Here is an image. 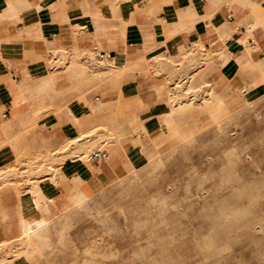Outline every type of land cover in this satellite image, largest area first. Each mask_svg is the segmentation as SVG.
<instances>
[{
  "label": "rangeland",
  "instance_id": "rangeland-1",
  "mask_svg": "<svg viewBox=\"0 0 264 264\" xmlns=\"http://www.w3.org/2000/svg\"><path fill=\"white\" fill-rule=\"evenodd\" d=\"M52 52L53 57L44 58L46 68L57 74L68 71L73 88L52 91L54 102L38 116L63 114L74 97L84 106L100 88L117 85L110 78L113 69H103L104 57L97 58L93 48ZM200 57L204 64L212 53ZM169 59L174 65V58ZM177 61L164 97L169 107L192 100L184 110L190 120L181 136H165L159 142L151 137L135 167L118 166L112 182L93 190L81 187L87 197L52 216L49 246L36 251L28 259L31 264H264V72L243 91L250 102L229 108L213 90L210 99H204L208 91L200 85L184 92V80L192 73L187 69L199 62L192 48H181ZM97 102L99 125L80 131L79 141L55 143L38 134L36 122L24 126L29 138L22 135L24 144L14 161L0 166V191L10 188L21 194L19 217L32 211L25 206L32 182L56 177L61 163L78 147L127 144V136L144 131L128 128L119 100ZM24 246L21 233L1 239L0 264L25 262L20 260Z\"/></svg>",
  "mask_w": 264,
  "mask_h": 264
},
{
  "label": "crops",
  "instance_id": "crops-1",
  "mask_svg": "<svg viewBox=\"0 0 264 264\" xmlns=\"http://www.w3.org/2000/svg\"><path fill=\"white\" fill-rule=\"evenodd\" d=\"M255 11L260 13L254 16ZM263 13L264 0H0V166L14 161L24 144L26 124L36 122L38 134L61 142L99 125L97 100L120 101L128 128L144 131L127 136V144L116 141L95 148L107 150L106 158L62 162L54 181H39L49 195L45 213L52 219L76 202L75 197L85 196L81 187L93 190L112 182L118 166L135 167L150 138L168 134L166 121L173 126L170 136L181 135L189 114L183 109L172 111L181 100L169 107L164 97L181 48H192L199 58L187 69L193 88H183L184 92L196 91L200 85L208 91L204 99H210L213 90L229 108L244 104L243 91L264 72ZM96 43L110 53L102 58L103 69H113L110 78L117 85L100 88L99 95L87 97L84 106L74 97L63 114L38 116L54 102L49 97L52 91L73 88L71 74L46 68L45 56L53 57V49L72 53ZM207 51L212 58L203 64L200 55ZM226 54L229 59L223 62ZM170 57L174 65L169 64ZM163 67L165 71L159 72ZM261 84H256V97ZM20 203L21 194L10 188L0 191V240L19 236L24 217L45 218L37 209L19 217ZM36 251L43 252L38 246L22 247L20 260L25 262L14 264H31L28 259Z\"/></svg>",
  "mask_w": 264,
  "mask_h": 264
},
{
  "label": "bare ground",
  "instance_id": "bare-ground-1",
  "mask_svg": "<svg viewBox=\"0 0 264 264\" xmlns=\"http://www.w3.org/2000/svg\"><path fill=\"white\" fill-rule=\"evenodd\" d=\"M222 59H223V62H227V59H229V54H226ZM184 82H185V85L183 86V88L187 90L193 88V84H192L193 79L191 77H189ZM211 93L212 92H209V94ZM244 99H245L244 102H250L252 98H250L249 95H244ZM191 102L192 100H187L183 102L179 101L177 106L171 107L172 108L171 110L172 111L179 110V109L185 110V108H187L191 104ZM165 123H166L165 125L168 131V134L162 133L158 137L153 138V141L159 142L163 137L167 135L170 136V131L173 130V126H171L169 121H166ZM177 136H181V135L178 134ZM79 140H80L79 137L74 139V141H79ZM94 151L95 150H91V148L88 146L78 147L76 150H74L73 154H71L70 157L66 160L65 164L66 163L68 164L70 162L72 163L75 161H79L80 159L86 160V159L93 158L92 154ZM50 180L54 181L55 179L52 178ZM32 183H33L32 186H29L25 193V201H26L25 206L29 210L37 209L41 215L45 216V218H41V217L22 218L20 220L22 239L25 244L24 250L34 247V246H38L42 251H44L49 246V227H50L49 225H50L51 219L49 218V215L45 213L46 204L49 199V195L43 187L39 186L38 183H35L34 181ZM85 197H87L86 192H85V196L82 198L75 197L76 202H74L73 204L80 205Z\"/></svg>",
  "mask_w": 264,
  "mask_h": 264
},
{
  "label": "built area",
  "instance_id": "built-area-1",
  "mask_svg": "<svg viewBox=\"0 0 264 264\" xmlns=\"http://www.w3.org/2000/svg\"><path fill=\"white\" fill-rule=\"evenodd\" d=\"M227 17L230 18L231 15L228 14ZM92 48H93V50H94L95 55H96L97 58L109 57L110 56V53L101 50L100 48H98L97 45H93ZM171 89H173V88H171ZM171 92L172 91H170V94H171ZM5 115L6 114L3 113V116H5ZM107 153L108 152L105 149H97V150H95L93 152L92 156H93V158H106L107 157Z\"/></svg>",
  "mask_w": 264,
  "mask_h": 264
}]
</instances>
